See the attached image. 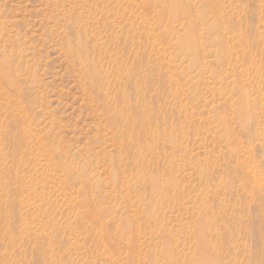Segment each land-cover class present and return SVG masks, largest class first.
<instances>
[{
  "label": "rangeland",
  "instance_id": "obj_1",
  "mask_svg": "<svg viewBox=\"0 0 264 264\" xmlns=\"http://www.w3.org/2000/svg\"><path fill=\"white\" fill-rule=\"evenodd\" d=\"M0 264H264V0H0Z\"/></svg>",
  "mask_w": 264,
  "mask_h": 264
}]
</instances>
